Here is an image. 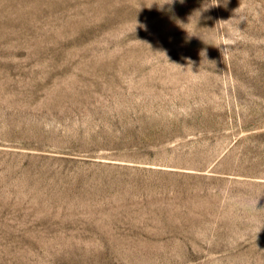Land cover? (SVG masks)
Wrapping results in <instances>:
<instances>
[{
    "label": "rangeland",
    "instance_id": "374dc122",
    "mask_svg": "<svg viewBox=\"0 0 264 264\" xmlns=\"http://www.w3.org/2000/svg\"><path fill=\"white\" fill-rule=\"evenodd\" d=\"M0 264H264V0H0Z\"/></svg>",
    "mask_w": 264,
    "mask_h": 264
},
{
    "label": "clouds",
    "instance_id": "9594fccd",
    "mask_svg": "<svg viewBox=\"0 0 264 264\" xmlns=\"http://www.w3.org/2000/svg\"><path fill=\"white\" fill-rule=\"evenodd\" d=\"M201 55H203V53H201Z\"/></svg>",
    "mask_w": 264,
    "mask_h": 264
}]
</instances>
